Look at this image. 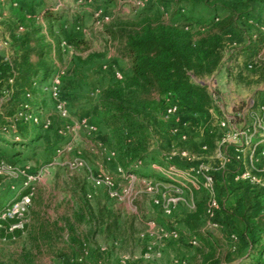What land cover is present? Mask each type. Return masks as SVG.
<instances>
[{
	"label": "rangeland",
	"instance_id": "rangeland-1",
	"mask_svg": "<svg viewBox=\"0 0 264 264\" xmlns=\"http://www.w3.org/2000/svg\"><path fill=\"white\" fill-rule=\"evenodd\" d=\"M25 1L27 13L32 16L31 24L34 28H43L38 35L30 33L31 46L38 45L35 38L44 36L49 44L60 42L61 49L53 51L52 58L47 59L52 70L51 78L36 77L31 100L40 101L42 108L34 110L28 118L23 130L25 136L15 137L11 133L15 130L16 118L11 114L19 108V99L17 87L7 85L15 84V80L5 77L0 89V137L5 138L0 141V210L25 191L26 181L31 180L33 186L32 204L25 215L26 234L22 238L17 236L6 240L0 234V264H73L72 258H76L79 252L70 248H73L72 242L77 243L83 237L82 233L95 250L99 246L110 250L112 264L138 263L150 246L160 242L161 233L171 229H177L181 238L175 239L177 250L172 251L167 264L187 261L191 264H231L227 261L228 256L234 260L232 264L242 261L248 264L254 259L264 263V252L246 258L250 249L244 246L245 224L236 216L240 211L249 215L254 213L250 207L255 203L259 188L237 184L231 175L228 176L226 186L220 189L224 206L217 228L208 227L204 192L196 193L193 198L188 196V201L181 203L172 215H166L154 204V193L149 188L161 187L169 193V187H163L167 182L161 168L180 161V153L189 150L188 145L171 143L164 111H160L158 123L148 124L146 133H141L143 149L138 156L131 155L126 150L128 142L116 138L102 119V91L123 84L131 74L130 63L120 57L118 44L111 38L109 28L121 19H135L157 12L177 24H183L187 18L206 24L226 14L220 0H211L210 5L191 0ZM16 3V0H0V65H11L18 76V64H25L21 59V44L27 32L20 26V8ZM47 9L61 13V19L53 23L54 34L49 30L50 22L44 17ZM253 14H264V4L259 5ZM259 29L264 32V25L257 26L247 19L237 20L233 35L226 39L224 58L217 71L195 79L207 85L210 94L215 90L218 97H223L219 99L224 100L221 106H217L212 97L214 115L207 123L193 129L192 138L196 141L207 135V128L217 129L219 121L226 119L239 103L264 97V76L253 71L254 68L246 67L250 51L238 50L250 44ZM260 54L264 59V50ZM32 56L30 63L38 62L36 55ZM116 70L123 78H117ZM240 72L242 79L237 80ZM56 76L61 79L57 97L52 84ZM32 101L24 99L25 105ZM183 117L189 119L190 114L185 111ZM37 119L39 124H35ZM193 152L195 157L185 158L182 162H210L214 155L211 151ZM104 175L114 177L120 197H110L107 186L97 183ZM261 177L264 180V175ZM82 205L88 207L87 218L78 222L74 215L82 212ZM100 211L117 212L118 226L109 230L106 222L97 218ZM60 213L72 214L75 218L73 224L78 228L74 236H68L64 219L59 225H52L56 245L67 251L35 250L28 228L46 223L45 217L56 218ZM90 213L91 217L88 216ZM192 235L200 239L197 246L189 245ZM74 237L77 240L73 241ZM63 257L66 259H61ZM157 258L150 260L156 261Z\"/></svg>",
	"mask_w": 264,
	"mask_h": 264
},
{
	"label": "trees",
	"instance_id": "trees-1",
	"mask_svg": "<svg viewBox=\"0 0 264 264\" xmlns=\"http://www.w3.org/2000/svg\"><path fill=\"white\" fill-rule=\"evenodd\" d=\"M191 1L197 4H211V0ZM16 2L17 7L20 8V26L27 32L21 44V49H23L21 59L25 64H18V76L14 73V67L1 64L0 89L5 77L10 76L15 80V84L7 85L9 88L14 85L17 87L19 99V108L11 114L14 118L16 117L15 130L11 133L13 136H25L23 130L29 116L33 115L34 110L42 108L40 101L31 100L36 89V77L41 76L44 80L51 78L52 70L47 64V59L52 58L53 51H60L61 48L60 42L56 45L49 44L44 36L35 38L38 45L34 48L31 46V38L28 39V36L30 33L38 35L43 28H34L35 26L31 24L32 16L30 17L27 13L28 4L25 0H16ZM219 3L226 14L222 17L217 16L206 24H198L199 21L190 18H187L183 24H177L166 20L163 14L157 12L144 14L135 19H121L115 26L109 28L111 38L118 44L120 57L130 63L131 74L123 84H115L102 91L100 97V105L104 111L102 119L105 125L113 130L116 138L128 142L126 143L128 154L138 156L139 151L143 149L141 133H146L148 124L158 123L160 111L165 110L167 95L175 97L183 105L184 111L196 116V126L207 123L213 116L211 109L214 108V103L208 87L196 82L195 79H202L217 71L224 58L226 39L233 35L237 20L247 19L252 20L257 26L258 24L264 25V14H253L259 5L264 4V0H220ZM44 17L50 22L49 30L54 34L53 23L61 19V13L47 9ZM241 49L244 52L250 51L247 53L246 67L254 68L253 71H259L261 76H264V59H261L260 54L264 50V32L259 29L256 38H252L250 44L238 48V50ZM32 54L39 59L33 64L30 63ZM38 65L41 67L37 68ZM236 79H242L241 72ZM25 98L32 101L31 104L26 103L27 107H25ZM21 112L25 115L17 116ZM39 123L40 120L37 119L35 124ZM36 133L35 131L34 134ZM206 134L204 139L210 149L204 151L199 141L191 137L190 141L185 144L188 145L189 151L214 152L215 137ZM2 139L5 138L0 137V141ZM175 141V137L171 134V143ZM215 177L220 192V189L226 186L225 174L216 172ZM24 193H33V186L28 187ZM254 199L255 203L250 207L254 209L253 214L249 215L245 211H240L236 215L245 224L244 246L250 249L246 255L247 259L254 254L261 255L264 252V190L259 188ZM81 208L82 212L76 218L78 222L83 220V214L86 216L88 209L84 205ZM91 215L90 213L88 216L91 217ZM97 218L99 221H105L109 230L118 226L119 214L115 211L108 213L100 211ZM65 221L69 225V231L74 232L76 229L74 221L71 219ZM8 223L0 221V224L6 226ZM26 227L27 224L23 229H17L11 233L0 227V234L6 239H13L21 235ZM39 227L44 228L45 222H41ZM85 242L87 240L82 241L80 246ZM77 259L78 256L72 258V263L79 264ZM227 261L232 264L234 260L228 256ZM238 264H244V262ZM248 264L264 263L254 259Z\"/></svg>",
	"mask_w": 264,
	"mask_h": 264
},
{
	"label": "built area",
	"instance_id": "built-area-1",
	"mask_svg": "<svg viewBox=\"0 0 264 264\" xmlns=\"http://www.w3.org/2000/svg\"><path fill=\"white\" fill-rule=\"evenodd\" d=\"M115 75L119 79L123 78L122 73L118 70L115 71ZM52 84L53 93L57 97L59 93L57 89L61 85L60 76L54 77ZM211 91L215 104L221 106L224 100L219 98L222 96L218 97L215 90ZM165 100L164 120L170 133L175 137L177 144H187L192 137L193 129L197 127L195 125L196 116L190 114L189 119H185L183 105L175 97L167 95ZM27 106L25 105V107ZM213 112L214 110H211L212 115H214ZM17 116H23V112ZM206 133L215 137L216 148L212 160L210 162L201 160L197 164H185L182 162L185 158L195 157L196 154L189 150H182L180 161L176 160V162L161 168L167 182V186L163 187H169L167 191L169 193H165L161 187L155 190L150 187L149 190L154 193V204L169 216L181 203L188 201V196L193 198L196 193L204 192L205 218L208 227L217 228L219 214L224 204L217 188L216 172L225 174V182L227 174L232 173L235 183L246 186L254 185L264 190V180L261 177L264 175V165L258 163L264 159V97L258 101L248 99L245 104L239 103L226 119L219 121L217 129L207 128ZM199 144L204 151L210 149L204 138L199 140ZM97 183L107 186L110 197H120L114 177L100 176ZM31 186V180L25 182V190ZM31 204L32 193L23 192L20 194L0 210V221L9 222L7 226L0 224V227L10 233L17 229H23L26 224L25 215ZM166 238L180 240L181 233L177 229L162 232L159 241ZM3 239L6 240V237ZM199 242L200 239L197 235H192L189 239L190 246H197ZM153 247L150 246L149 250L144 253L145 259L160 257L161 251ZM101 249L103 252L107 251L105 247ZM85 253L87 252L85 251ZM77 260L79 264H85L84 256H80ZM102 264H105L104 259Z\"/></svg>",
	"mask_w": 264,
	"mask_h": 264
},
{
	"label": "crops",
	"instance_id": "crops-1",
	"mask_svg": "<svg viewBox=\"0 0 264 264\" xmlns=\"http://www.w3.org/2000/svg\"><path fill=\"white\" fill-rule=\"evenodd\" d=\"M259 165H264V159L263 160H260L259 162ZM232 176V173H228L226 178H228V176ZM233 177V176H232ZM258 188V187H256ZM81 214L80 212L79 213H76L74 216L75 218L78 217V215ZM47 219V222L45 223V225H48V226H45L44 228H41L39 226L37 227H33L32 229L28 228L29 231V235L31 237L30 239V242L31 244L35 247V250H46V251H67L65 248H62L61 246H59L58 244L56 245V242H55V239H56V233H55V229L52 225H59L61 219H75L73 218L72 214L70 213H67V214H59L56 218L54 216H47L45 217ZM86 216L83 214V220H86ZM55 220H57L58 222H56ZM82 220V221H83ZM64 223V229L65 231H67V235L68 236H74V232L77 231L78 228L75 229L74 232H70L69 231V227H67V222L66 221H63ZM41 224V223H40ZM76 227V225H75ZM26 234V231H22L21 235H19L18 237L19 238H22L24 235ZM64 235V233H62ZM77 234H79V232H77ZM83 237L80 238L78 240V244L75 243V237H74V240L75 242H71L73 243V248H70V249H73L74 251H78V258L80 256H84V261H85V264H102V260L104 259V263L105 264H112V258H113V255H111L112 253H109L110 250L108 249V251L106 252H103L102 251V247L103 246H99L98 247V250H95L92 246L93 244L90 243V242H85L82 246H80V243L82 241H85V234L82 233ZM17 238V236L15 237ZM77 240V239H76ZM87 240V239H86ZM81 241V242H80ZM163 242H159V243H155L154 245V249H159L161 251V255L159 258L155 260H150V259H145L144 258V254L142 255L143 256V260H141L140 262L138 263H133V262H128V264H167V261L169 259V257L171 255H173V252L172 251H175L177 250L176 249V246H175V239H172V238H166L164 240H162ZM115 243L117 244V241H115ZM85 251L87 253H85ZM147 252V251H146ZM76 256V258H77ZM61 259H65V257L61 258ZM187 261V260H186ZM185 264H188L189 261L187 262H184ZM120 264H124V263H120ZM191 264V263H189ZM193 264V263H192Z\"/></svg>",
	"mask_w": 264,
	"mask_h": 264
}]
</instances>
